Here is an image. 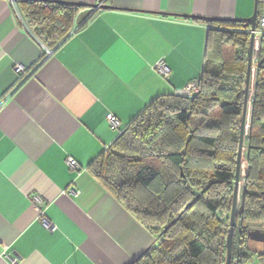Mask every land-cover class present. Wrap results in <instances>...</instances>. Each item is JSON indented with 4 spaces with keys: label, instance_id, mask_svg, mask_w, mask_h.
Masks as SVG:
<instances>
[{
    "label": "crops",
    "instance_id": "crops-1",
    "mask_svg": "<svg viewBox=\"0 0 264 264\" xmlns=\"http://www.w3.org/2000/svg\"><path fill=\"white\" fill-rule=\"evenodd\" d=\"M48 1L115 8L77 12L48 48L17 0H0V264H132L156 238L91 165L151 102L201 76L209 25L181 15L247 18L257 6L259 22L264 0Z\"/></svg>",
    "mask_w": 264,
    "mask_h": 264
},
{
    "label": "trees",
    "instance_id": "trees-1",
    "mask_svg": "<svg viewBox=\"0 0 264 264\" xmlns=\"http://www.w3.org/2000/svg\"><path fill=\"white\" fill-rule=\"evenodd\" d=\"M17 3L48 48L66 41L77 12L90 9L88 20L97 13L63 3ZM204 21L209 28L199 92L156 98L91 165L156 238L132 264H226L251 33L244 23ZM254 66L232 264L254 255L264 264V248L253 249L248 236L250 229H264V35Z\"/></svg>",
    "mask_w": 264,
    "mask_h": 264
},
{
    "label": "water",
    "instance_id": "water-1",
    "mask_svg": "<svg viewBox=\"0 0 264 264\" xmlns=\"http://www.w3.org/2000/svg\"><path fill=\"white\" fill-rule=\"evenodd\" d=\"M34 1H43L50 2L48 0H34ZM63 4H71L76 6L90 7L93 9H107V8H115L114 5H108L105 3H63ZM170 14V13H167ZM182 17L189 18H197L204 19L209 22H240L244 23L246 26L250 27V42L248 48V70L246 75V87H245V101H244V110L241 117V130H240V145L237 159V167H236V179L234 186V195L231 203V216H230V228L227 237V260L226 264H232V246H233V238H234V228L236 225V220L238 216L237 206H238V197H239V187H240V178L242 171V159L244 154V139L246 134V126L248 122V111H249V99L252 88V78H253V68H254V54H255V38H256V29L258 26V7L252 16L247 18H219V17H201L194 15H181ZM248 236L251 240L256 242L264 243V229L253 228L248 232Z\"/></svg>",
    "mask_w": 264,
    "mask_h": 264
},
{
    "label": "built area",
    "instance_id": "built-area-1",
    "mask_svg": "<svg viewBox=\"0 0 264 264\" xmlns=\"http://www.w3.org/2000/svg\"><path fill=\"white\" fill-rule=\"evenodd\" d=\"M13 1H15V0H13ZM256 35H260V36L264 35V15H262L259 19L258 26L256 29ZM158 68L160 70V73H162V75L165 78L168 79L170 77L171 71H170L169 67L166 65V63L161 62L158 65ZM16 69L18 71H21L24 69V67L22 65L18 64V65H16ZM199 90H200V87H199L198 83L192 82V83L187 84L186 87H184L183 89L176 91L175 94L182 95V96H193V95L197 94L199 92ZM2 106H3V101H0V109ZM108 122L113 128H119L120 127V120L114 114L108 115ZM66 162H67L68 166L72 169H78V167H79L76 160L73 159L72 157H68L66 159ZM36 201L40 205L43 202L42 199L39 197L37 198ZM43 221L49 230H55L56 229V225L53 223H50L47 219H44Z\"/></svg>",
    "mask_w": 264,
    "mask_h": 264
},
{
    "label": "rangeland",
    "instance_id": "rangeland-1",
    "mask_svg": "<svg viewBox=\"0 0 264 264\" xmlns=\"http://www.w3.org/2000/svg\"><path fill=\"white\" fill-rule=\"evenodd\" d=\"M258 54V52L256 53ZM258 57V56H257ZM256 62V61H255ZM254 73H256V70H255V67H254ZM255 76L256 74H254L253 76V82H252V87H254V84H255ZM250 106H251V103H250ZM245 151H246V148L244 147V155H245ZM243 167V166H242ZM243 173L241 171V178H240V193H239V197H238V206H237V212L240 211V208H241V198H242V188H243ZM251 247L253 249H256V250H261L264 248V243L262 242H256V241H253L251 242ZM246 264H261V261L258 259V257L256 255L253 256V258L248 261Z\"/></svg>",
    "mask_w": 264,
    "mask_h": 264
}]
</instances>
